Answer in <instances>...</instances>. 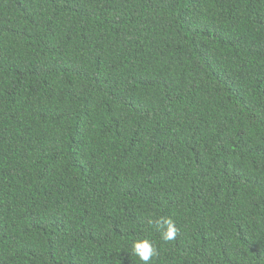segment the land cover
I'll return each instance as SVG.
<instances>
[{"label":"trees","instance_id":"obj_1","mask_svg":"<svg viewBox=\"0 0 264 264\" xmlns=\"http://www.w3.org/2000/svg\"><path fill=\"white\" fill-rule=\"evenodd\" d=\"M137 239L264 264V0H0V264Z\"/></svg>","mask_w":264,"mask_h":264},{"label":"clouds","instance_id":"obj_2","mask_svg":"<svg viewBox=\"0 0 264 264\" xmlns=\"http://www.w3.org/2000/svg\"><path fill=\"white\" fill-rule=\"evenodd\" d=\"M157 223L158 230L161 233V238L164 241H170L175 237L178 229L175 227L173 220L164 219ZM132 252L141 261H143L144 264H149V261L156 254V249L149 239H137L132 245Z\"/></svg>","mask_w":264,"mask_h":264}]
</instances>
